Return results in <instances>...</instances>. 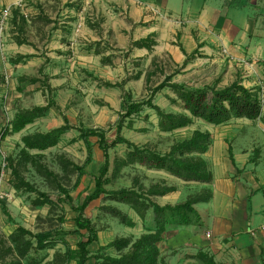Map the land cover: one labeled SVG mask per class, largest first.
I'll return each instance as SVG.
<instances>
[{
    "label": "rangeland",
    "instance_id": "374dc122",
    "mask_svg": "<svg viewBox=\"0 0 264 264\" xmlns=\"http://www.w3.org/2000/svg\"><path fill=\"white\" fill-rule=\"evenodd\" d=\"M24 2L23 8L16 3L0 5V12L6 6L13 10L3 32L0 30V130L11 129L0 140V264H77L67 254L69 248H78L81 239V235L73 233L78 229L77 214L68 205L58 203L57 197L66 196L63 187L71 194L73 203L81 205L94 191L105 160L99 137H90L89 147L80 128L102 129L112 140L118 123L123 120V136L167 154L195 131H209L213 123L195 117L188 126L164 130L157 110L149 105L122 119L128 97L134 101L147 100L168 77L171 82L190 89L224 88L241 77L220 56L201 60L189 57L177 62L170 53L160 52L158 48L150 51L136 48L132 45L133 33L129 36L124 27H120V32L121 36L124 33L128 36L127 40V37L117 38V28L109 27L106 38L102 32V39L86 41L79 25L62 22H74L78 18L79 0ZM63 6L75 11L67 13L69 16L65 18ZM32 78L40 81L33 82ZM49 99H54L59 106H52L22 130L12 131L20 112L46 105ZM154 104L167 112L187 113L178 93L169 86L155 93ZM67 121L71 127L54 146L46 149L26 146V135L51 131ZM129 150L127 143L110 149L111 166L105 184L108 191L134 189L144 193V200L148 202V190L154 185L173 186L176 190L169 195L149 198L159 204L175 205L203 190V185L184 182L166 170L139 163L123 164L121 160ZM75 165L82 166L84 171ZM15 168L38 191L17 187ZM39 191L51 194L54 202L37 205ZM113 208L121 210L127 220L114 213ZM85 217L97 231V240L89 246L87 264H103L105 257L128 254L134 242L157 228L153 207L137 210L109 193L94 200L87 207ZM21 227L34 234L60 230L71 233L54 236L46 248L40 249L34 236L18 233ZM187 230L172 235L180 243L168 247L173 249L166 250L167 244H160L159 248L166 252L159 256L157 264H206L197 258L200 248L192 238L191 229ZM81 233L87 235L86 230ZM194 233L198 234L195 229ZM126 238L131 241L128 247L116 244Z\"/></svg>",
    "mask_w": 264,
    "mask_h": 264
},
{
    "label": "crops",
    "instance_id": "0c3cea01",
    "mask_svg": "<svg viewBox=\"0 0 264 264\" xmlns=\"http://www.w3.org/2000/svg\"><path fill=\"white\" fill-rule=\"evenodd\" d=\"M18 1L0 0V5ZM79 1L78 18L62 22L79 25L84 40H100L102 32L106 38L109 27H116V37L126 40L120 27L129 36L133 33L134 41L154 34L153 49L170 53L177 62L188 56L223 57L241 82L264 100V0ZM63 7L65 18L75 11ZM208 132L212 142L202 156L213 179L192 181L203 185V190L191 196L200 197L193 205L191 223L180 218L168 223L157 246L164 242L166 250L173 249L168 247L180 243L172 235L191 229L198 253L209 254L217 264H264V114L213 124ZM159 250L160 256L166 252Z\"/></svg>",
    "mask_w": 264,
    "mask_h": 264
},
{
    "label": "trees",
    "instance_id": "16d2710c",
    "mask_svg": "<svg viewBox=\"0 0 264 264\" xmlns=\"http://www.w3.org/2000/svg\"><path fill=\"white\" fill-rule=\"evenodd\" d=\"M157 44L154 34L135 40L132 45L139 48L152 49ZM190 56H188L189 59ZM33 82L40 81L38 78H32ZM110 86L120 85L119 83H109ZM172 87L179 95L183 102L184 108L187 113L176 114L163 110L160 106L154 104V95L165 87ZM50 86L48 89L50 90ZM143 105H149L157 110L160 116V125L164 130H174L177 128L190 125L194 118H201L209 123L216 125L228 122L232 118L246 117L256 119L262 115L263 106L259 95L252 89L246 87L240 79L235 80L230 85L224 88L217 87H203L197 89L187 88L184 84L171 82L168 77L164 82L158 85L153 94L144 101H134L131 96L128 97L126 102V113L122 114V119L129 117L139 111ZM52 106H59L54 99H49L48 103L43 106H35L31 109H26L20 112L17 119L13 123L12 131L18 132L25 128V126L33 122L36 118L43 116ZM1 126V122H0ZM68 121L55 129L48 132H36L28 134L24 137V142L29 148L46 149L54 146L60 136L70 128ZM123 120L118 123L116 130V137L110 139L107 137L106 132L99 128H80L82 138L91 147L89 138L92 136L99 137V145L104 153V163L100 168L99 175L96 177L94 191L87 195L81 205L76 206L73 203L71 194L62 187V191L66 194L65 197L58 196L57 202L68 205L73 211L76 212L75 222L78 227L73 233L81 235L78 241L77 249L69 248L67 254L70 259H76L77 264H87L90 259L89 246L97 240V231L94 224L89 218L85 217L87 207L96 199L100 198L103 194L109 193L122 201L132 204L137 210L140 207L154 208L155 220L157 223V231L142 236L139 240L133 243L132 251L119 258L105 257L103 264H157L159 261L160 250L157 242L162 239V233L165 231L168 223L176 221L178 218L182 223H191L192 214L196 213L194 208L195 202L200 197L193 196L187 201L179 204L161 205L149 197L150 195H162L174 190L172 186L154 185L148 190L149 197L146 202L145 194H140L134 189L123 188L120 190L108 191L105 187L106 177L110 171L111 155L110 149L119 143H127L129 152L127 157L122 161L123 164H142L152 168L166 170L170 174L181 178L186 181L210 182L213 179V174L209 169L206 159L202 156L207 152L212 142V135L208 131L197 130L194 134L177 143L169 153L162 154L149 147L140 146L135 142L127 139L122 135ZM11 131L10 127H5L0 130V140L3 139ZM75 168L84 171V168L75 165ZM14 175L17 178V187L25 188L28 191H38L33 184L27 181L20 173L19 169L15 168ZM39 197L35 201L37 205H45L53 203L52 195L46 192L39 191ZM113 212L121 215L124 221L127 216L121 210L113 208ZM142 215H145L143 213ZM82 230H86L87 235L82 234ZM22 234H30L37 239V247L44 249L48 246L51 239L56 235H65L69 231H49L34 234L33 232L21 227L19 232ZM116 241V244H121V247H128L131 244L129 239ZM32 245V242H29ZM206 264H217L215 259L206 253L198 255Z\"/></svg>",
    "mask_w": 264,
    "mask_h": 264
},
{
    "label": "built area",
    "instance_id": "2783aa9c",
    "mask_svg": "<svg viewBox=\"0 0 264 264\" xmlns=\"http://www.w3.org/2000/svg\"><path fill=\"white\" fill-rule=\"evenodd\" d=\"M25 0H19L17 2V7L23 8V6L25 5ZM12 8H10L9 6H6L4 9L1 10L0 12V30L1 32H3L5 26L7 25L9 18L12 15ZM159 13V12H157ZM225 53L227 52V50H223Z\"/></svg>",
    "mask_w": 264,
    "mask_h": 264
}]
</instances>
